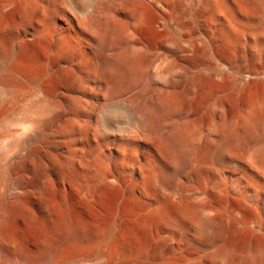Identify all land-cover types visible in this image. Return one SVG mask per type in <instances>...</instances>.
I'll return each instance as SVG.
<instances>
[{
    "label": "bare ground",
    "instance_id": "6f19581e",
    "mask_svg": "<svg viewBox=\"0 0 264 264\" xmlns=\"http://www.w3.org/2000/svg\"><path fill=\"white\" fill-rule=\"evenodd\" d=\"M236 1L249 5L246 28L240 27L239 18L232 14L213 20L205 16V7L193 11L191 16L199 22L206 40L188 47L179 45L178 58L170 59L165 69L156 70L148 87H160V94L149 98L148 109L142 112L125 95L134 91L133 99L147 97L148 93L136 90L138 72L145 62L146 44L160 39L157 16L170 14L169 0H0V252L7 254L8 260L18 264L52 259L69 262L74 252L85 258L89 252L105 248L102 215L117 207L126 179L117 158L112 164L102 161L101 151L109 144L106 141L111 134H138L152 140L155 131L151 118L158 115L161 138L174 146L177 162L185 166L190 151L187 141L199 135L200 127L189 120L188 125L182 122L185 126L179 127L176 121L171 122L174 127L166 128L164 114L169 116L174 109L172 103L183 102L191 112L209 108L207 125L211 126V134L220 135V140L222 136L226 145L231 143L233 118L239 109L250 124L257 126L264 114V50L235 49L233 43L244 31L260 36L264 43V0ZM214 2L231 12L225 0ZM60 3L70 12L61 9ZM176 5L179 7L173 22L187 27L180 22L183 0ZM224 18L226 29L222 26ZM121 20L127 28L121 27ZM246 58L255 66L254 87L237 89L219 100L215 85L224 76L216 72L208 76L199 68L198 74H191L180 62L218 67L229 59L245 62ZM45 59L51 63L47 75L39 68ZM124 114L127 123L122 127ZM12 123L14 127L10 128ZM257 157L264 159V147ZM219 162L227 159L221 156ZM158 177L170 184L176 179L168 173ZM128 185L126 212L133 232L163 231L170 248L178 244L180 237L184 244L206 246L209 264H217L219 258L224 259L238 247V239L220 242L237 223L235 208L222 217L197 216L185 208L174 211L165 201L159 204L138 196L136 184L130 188ZM199 194L195 189L192 196ZM167 197L180 201L182 195L173 187ZM219 199L221 205L226 203L223 196ZM232 202L244 206L240 198H232ZM188 222L194 228L193 234L183 233ZM22 224L36 226L38 238L24 243L17 235ZM24 246L34 252L33 261L21 262L14 256V251ZM163 252L159 246L154 255Z\"/></svg>",
    "mask_w": 264,
    "mask_h": 264
},
{
    "label": "rangeland",
    "instance_id": "374dc122",
    "mask_svg": "<svg viewBox=\"0 0 264 264\" xmlns=\"http://www.w3.org/2000/svg\"><path fill=\"white\" fill-rule=\"evenodd\" d=\"M214 1L215 0H183L184 12L181 15L182 18L180 22L186 23L187 27L177 25L173 22L174 14L178 11L179 7L176 5L178 0H169V3L172 4L169 6L170 14L167 13L165 15L158 13L160 39L146 44L147 50H143L145 52H143V54H146L144 56L145 62L140 68V72H138L139 85L136 90L139 91L140 89L146 94L148 93L145 95L147 97L133 99L134 91H128L125 95V98L134 103L139 111H146V109H148L149 100L153 96L152 99L156 98L157 94H160L158 89L160 87L153 86L154 89L150 86L151 88L149 89L148 86L151 85L152 80H154L153 78L155 77H153V75L157 72L156 70L160 71L165 69L166 65H168L172 59L178 58L179 53L176 52L178 46L182 45L188 47L191 44H196V42L201 43L206 40L207 37L199 25V22L193 20L191 16L193 11L199 9L201 6L205 7V16L213 20L219 16L225 17L226 15L232 14L233 17L237 16L239 18L238 23L241 25L240 27H248L247 24H249V22L247 21L248 17L246 11L249 9V5L237 2L236 0H225L227 3L226 6H230L231 8V12L228 13L218 8ZM59 7L64 11L70 12L69 9L61 3ZM98 15L101 17L102 13ZM123 21L124 20H121L119 24L125 29L127 26L124 24L126 22L124 21L123 23ZM224 22L227 26L225 24L222 26L226 29L228 28V22L225 18ZM199 29H201L202 33ZM233 46L235 49L243 47L247 50L249 48L264 50V43H262L260 36H256L248 31H244L241 36L234 38ZM163 62L166 63L164 67ZM180 62L183 66H187L185 68L188 69V72L192 71L190 72L191 74H198L200 71V73H205L208 76L214 75L215 72L217 76H224L222 79L224 82L221 80L215 85L218 94L216 95V99L232 94L237 89L253 88L256 81V76L254 75L255 66H253L247 58L245 62L241 59H229L220 62L219 68L213 65H202V63L199 62L193 63L187 60ZM44 63V65H40L42 68L40 66L39 68L41 71L44 69L42 72L44 75H47L51 63L46 59ZM158 67H160V69ZM143 68H147V72ZM262 71L264 72V68ZM143 79H148V81L145 82ZM220 82L222 85H220ZM145 83L150 84L146 85ZM246 83L248 84L246 85ZM142 86L143 88H141ZM239 86L242 88H239ZM156 91L158 92L155 93ZM93 104L98 106L95 102H93ZM173 104L174 103H172V107H174V109H171L168 113L169 116L164 114L165 125H167L166 128H170L171 126L174 127L175 125L173 126V124L176 123V121V126L179 127L185 126V124L188 125L193 121H196L197 124L199 123V135H194V138L189 137L190 142L189 140L187 141L188 148L190 149L188 158V165H190L182 166L181 163L177 162L174 156V146L170 147V143L161 138V132L159 128H157L158 119H161L158 115L153 114L151 118L155 131L154 139H152L153 141L143 139L138 134L130 135L126 133L124 136L120 133H118V135L111 134L106 141L109 144L101 151L103 154L102 161L105 164H112L114 159L117 158L118 168L120 172L123 171L126 179L124 180V189L119 191L117 207L112 210L108 209L105 214L102 215V223L105 232V248L91 251L85 258L78 257L74 252L69 262L67 261L68 263L62 259H52L51 261L41 262L40 264H107L109 260L112 264H125L127 261H131L130 264H197V262L200 264H209L210 261L208 258L210 257V253H208V248L206 246L198 248L191 244H184V239L182 240L183 237H180L177 240L179 242H176L178 244L170 248L166 233L163 231H156L151 234L133 232L131 230L133 225L132 220L130 217L128 218L126 212L128 207V184L129 188L136 184L138 196L148 200H156L155 202L159 204L166 203V205L168 204L170 209L174 211L185 208L190 211V214L196 213L197 216L207 217L216 214L222 217L221 214L224 215L228 209L235 208L237 223L231 231L225 233L227 235H222L223 238L221 237L222 240H220V242L228 240V238L238 239V247L231 251V253H227V255L223 257L224 259L219 258L217 264H264V248H262L264 247V159L262 160V158L257 157L258 150L264 147V114L261 115V120H259L257 124L258 127L256 124H253L257 127L256 128L247 121V118H244L246 117L244 115L245 113L241 112L239 109V114L234 116L235 119L233 118V133L230 134V138L234 141L231 140V143L226 145V142L222 140V136L220 140V135L211 134V126L207 125L209 108L205 107L206 110L202 108L197 112H191L183 102H177L176 104L178 106ZM175 111L177 113H175ZM126 123L127 116L124 114L122 127H124ZM9 127L13 128L14 124L12 123ZM92 129L95 130V127L91 128V133H93ZM222 144H224V146ZM221 156H224L227 162L220 163L219 158ZM151 172H153V174ZM164 173L166 175L167 173L168 175H176L175 182L170 184L167 181L159 179L158 175ZM131 182L134 183L132 184ZM173 187L181 193L182 198L180 201H174V199L171 198L168 199L167 195ZM195 189L201 192V194L196 197L192 196ZM219 196H223V200L226 202L225 204L221 205L219 203ZM232 198L242 199L244 206H235L234 202H232ZM185 199H187V202ZM170 215L172 214L169 213V218ZM188 223L183 233L193 234L194 228L191 223H189V225ZM10 230L13 231L12 227ZM18 232L17 235L24 243L32 242L38 238V228L36 226L22 224ZM220 242L216 243V247ZM159 246L163 248L165 252L160 256H155V251ZM260 249L262 252H259ZM13 254L21 262L29 259L33 261L36 258L35 255H33L34 252L26 248V246L16 249ZM63 256L64 255L58 257ZM253 258H255V260ZM0 264L18 263L8 260V255L4 252H0Z\"/></svg>",
    "mask_w": 264,
    "mask_h": 264
}]
</instances>
